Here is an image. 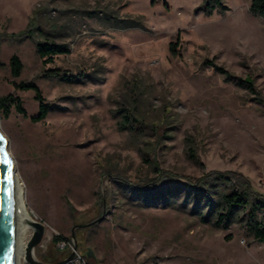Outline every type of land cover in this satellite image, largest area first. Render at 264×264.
<instances>
[{
    "label": "rangeland",
    "instance_id": "1",
    "mask_svg": "<svg viewBox=\"0 0 264 264\" xmlns=\"http://www.w3.org/2000/svg\"><path fill=\"white\" fill-rule=\"evenodd\" d=\"M222 3L207 16L203 0H0V132L28 213L47 228L39 261L68 256L59 234L89 264H264L244 223L224 231L191 207L147 206L130 185L158 165L184 183L236 172L264 195V19L248 1ZM38 43L70 53L45 63ZM21 83L39 88L45 120Z\"/></svg>",
    "mask_w": 264,
    "mask_h": 264
},
{
    "label": "trees",
    "instance_id": "2",
    "mask_svg": "<svg viewBox=\"0 0 264 264\" xmlns=\"http://www.w3.org/2000/svg\"><path fill=\"white\" fill-rule=\"evenodd\" d=\"M204 12L207 16H212L214 12H226L227 8L222 0H203ZM250 3V12L264 19V0H245ZM171 51L175 52V44L171 45ZM37 53L45 63H50L59 55L70 53L66 45H56L54 43H38ZM13 78L21 77L23 64L19 57L13 56L10 61ZM221 73L222 68L214 66ZM56 77L69 81L65 75L53 72ZM253 94H256L254 83L248 79L242 82ZM17 91L33 90L36 99L40 103V115L37 120H45L50 112V108L45 105L39 88L34 83H21L16 85ZM7 105H15L19 113L24 114L20 98L12 96L3 100ZM131 122V118L126 116V125ZM190 158L197 162L194 153ZM155 178L143 182L139 185L130 184L134 194L145 196V205L176 207L186 210L191 207L192 214L199 216L202 223L211 225L216 229L228 231L235 222H242L246 225L250 234L256 241L264 244V195L259 194L252 186L249 179L236 172L212 171L195 181L184 183L181 177L164 171L156 165L154 167ZM178 187L169 189L170 186ZM141 198V197H140ZM152 204V205H151ZM65 239L57 236L54 242ZM56 263V261H55Z\"/></svg>",
    "mask_w": 264,
    "mask_h": 264
},
{
    "label": "water",
    "instance_id": "3",
    "mask_svg": "<svg viewBox=\"0 0 264 264\" xmlns=\"http://www.w3.org/2000/svg\"><path fill=\"white\" fill-rule=\"evenodd\" d=\"M0 137H2L0 139V264H15L16 213L13 175L10 158L6 150V140L1 132ZM29 226L33 231V235L27 246L26 264H47L39 261L35 256V250L42 243L47 228L34 219L29 222ZM71 240L75 249H77L75 237L73 236ZM73 256L74 254L63 261L52 264H65ZM88 256H90V253H88Z\"/></svg>",
    "mask_w": 264,
    "mask_h": 264
},
{
    "label": "bare ground",
    "instance_id": "4",
    "mask_svg": "<svg viewBox=\"0 0 264 264\" xmlns=\"http://www.w3.org/2000/svg\"><path fill=\"white\" fill-rule=\"evenodd\" d=\"M10 163H11V169L13 175L14 202H15V213H16V242H15L14 262L15 264H22V262L24 261L26 262L27 246H28L27 234L31 230V227L29 226V222L33 221V219L31 215L28 213L24 200L23 190L14 172L11 158H10Z\"/></svg>",
    "mask_w": 264,
    "mask_h": 264
},
{
    "label": "built area",
    "instance_id": "5",
    "mask_svg": "<svg viewBox=\"0 0 264 264\" xmlns=\"http://www.w3.org/2000/svg\"><path fill=\"white\" fill-rule=\"evenodd\" d=\"M57 236H60V235L57 234ZM57 247L59 251L68 253L67 258L70 255L74 254L73 258L65 264H89L87 259L83 255H81L77 251V249H75L74 243L72 242V240L59 239L57 242Z\"/></svg>",
    "mask_w": 264,
    "mask_h": 264
},
{
    "label": "crops",
    "instance_id": "6",
    "mask_svg": "<svg viewBox=\"0 0 264 264\" xmlns=\"http://www.w3.org/2000/svg\"><path fill=\"white\" fill-rule=\"evenodd\" d=\"M67 257H65L63 260H65Z\"/></svg>",
    "mask_w": 264,
    "mask_h": 264
},
{
    "label": "snow or ice",
    "instance_id": "7",
    "mask_svg": "<svg viewBox=\"0 0 264 264\" xmlns=\"http://www.w3.org/2000/svg\"><path fill=\"white\" fill-rule=\"evenodd\" d=\"M0 139H2V137H0Z\"/></svg>",
    "mask_w": 264,
    "mask_h": 264
}]
</instances>
